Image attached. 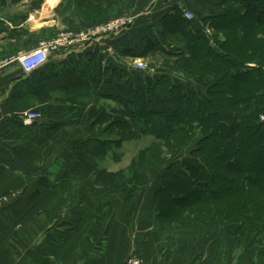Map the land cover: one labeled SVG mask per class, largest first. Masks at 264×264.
<instances>
[{
    "label": "trees",
    "instance_id": "16d2710c",
    "mask_svg": "<svg viewBox=\"0 0 264 264\" xmlns=\"http://www.w3.org/2000/svg\"><path fill=\"white\" fill-rule=\"evenodd\" d=\"M94 6L101 18L109 17L108 6ZM203 7L207 15L199 19H185L173 7L157 20V33L142 38V48L121 51L161 55L158 73L110 61L101 65L100 59L89 64L93 83L115 84L102 94L108 102L88 111L100 149L107 153L127 140L151 136L125 168L97 169L94 178L102 189L129 201L142 173L167 157L152 196L158 223L176 224L205 207L202 212L212 220L238 222V252L264 264V124L258 115L264 113V0H217ZM81 113L74 107L45 111L34 125L44 135L77 125ZM36 183L31 198L51 186L46 175ZM103 200L95 225L112 211ZM216 204L221 207L213 208Z\"/></svg>",
    "mask_w": 264,
    "mask_h": 264
},
{
    "label": "crops",
    "instance_id": "0c3cea01",
    "mask_svg": "<svg viewBox=\"0 0 264 264\" xmlns=\"http://www.w3.org/2000/svg\"><path fill=\"white\" fill-rule=\"evenodd\" d=\"M54 1L0 0V161H6L8 167L7 171H2L4 167L0 165V192L10 189L32 193L39 177L52 175L55 169L51 166H58L54 184L79 183L93 162L106 155L94 139L96 134L89 129L88 111L93 105L108 102L102 94L115 88L113 82L93 83L89 64L100 59L101 65L110 61L123 68L138 70L132 66L133 61L147 57L123 54V49L142 48V38L155 35L159 28L157 20L173 7H179L182 14L185 10L196 13L200 8L206 16L207 12L200 5L217 0H88L89 8L93 10L98 3L110 10L119 5L121 11L113 10L108 16L122 11L132 14L136 27L130 25L127 31L115 36H101L60 49L51 53L40 69L27 73L17 60L12 59L14 55L34 49L42 41H50L62 29L88 31L92 29V23L102 19L94 13L95 20L86 21L79 13L70 12L67 2ZM204 31L208 33V27ZM157 58L163 61L161 55ZM6 59L8 62L3 63ZM130 62L132 64L128 66ZM175 76L179 77L181 73ZM37 105H43L44 112L74 107L80 108L82 113L77 125L58 126L43 135L35 122L26 125L19 118L25 110H32ZM56 160H61L62 166L55 165ZM64 161L73 162L67 165ZM70 177L74 178L70 180ZM57 188L43 190L29 202L27 210L24 205L14 204L0 211V264H123L130 254L153 264H226L220 258L225 253L224 245L222 251L219 247L215 250L210 246L209 234L206 242L202 240L200 255L191 251L189 236L169 238L160 234L155 228L153 202L146 201L150 194L141 195L142 199L135 203L124 201L120 195H101L113 208L111 213L101 216L99 225L94 223L97 231L101 229L104 233L101 246L96 245V241L102 233L98 232L94 239L90 232L94 216L98 217L95 201L89 215H83L79 206L70 214H63L59 224L66 225L68 230L72 227L70 232L51 231V226L60 217L53 212L61 198L56 194ZM132 204H136L135 208ZM21 206L23 211L19 213ZM43 211L48 213L44 219L40 216ZM169 240L172 241L170 248H173L159 254L160 242L166 248ZM242 257L237 264H241L240 261L249 264L248 257Z\"/></svg>",
    "mask_w": 264,
    "mask_h": 264
},
{
    "label": "rangeland",
    "instance_id": "374dc122",
    "mask_svg": "<svg viewBox=\"0 0 264 264\" xmlns=\"http://www.w3.org/2000/svg\"><path fill=\"white\" fill-rule=\"evenodd\" d=\"M62 1L67 2L68 7L71 8V10H69L70 12L72 11V12L79 13L86 21L95 20L94 19L95 16H93L94 13H97V15H98V12H100V10H93V9L89 8V5L82 2V1H76V2L73 1L72 2V0H61V2ZM200 6H202L201 8H204L203 5H200ZM119 8H120L119 5H118V7L116 5V9L110 10V8H109L107 10V12L109 11L110 13H112L113 10L121 11L122 8H120V9ZM126 10L129 11L130 9H126ZM198 10L199 11H197L196 13L194 12L192 14L194 15V18L199 19L204 14H202L203 9L201 10L200 8H198ZM65 11L68 12V10H65ZM121 13H123V11L120 12V14H118V15H116V14H114L113 16L110 15L106 19H103L104 17L102 19H98V22H96V23L94 22L92 24L94 26L98 23H102V22H105V21L113 19V18L128 16V17H132L131 25L136 27L137 22H136V19L134 20L135 17L132 14H129V13L121 14ZM98 16L99 17H97V18L102 17L100 15H98ZM128 28H130V26L125 28V29H122L118 33L123 32L124 30L127 31ZM64 31H69V30L62 29L59 31V33L64 32ZM118 33H116V34H118ZM116 34L110 35L109 37L115 36ZM143 61L145 63H147V65H150L156 69L154 71V73H152V74L158 73L160 71L159 69L162 67V65H161L162 61L160 62V58H157V55L156 56H148L147 58L143 59ZM131 64H132V62H130V65H128V66H131ZM130 69H132V68H130ZM144 73H146V72H144ZM152 74H149V75H152ZM43 108H44L43 105H39V106L37 105L32 110L38 111L41 115L44 112ZM262 114H264V113H260L258 115L260 116ZM150 140H151V136L145 134V135L140 136L139 138L127 140V141L123 142L122 145L117 149L112 148V149L108 150L106 155H105V158L100 160V161H94L93 164L90 166L91 167L90 170L85 175H83L82 178H80V180L78 181L79 183H76L74 185L73 184H70V185H61V184L56 185V184H54L55 183L54 181L56 179V173H57L58 166H56V167L51 166L56 170V171L53 170L54 172L49 177L51 186L42 189L41 193L44 192L43 190H47V189L52 188V187H55V188L58 187L56 189V191H58V192H56V194L57 193L60 194L61 198H60V201H58L59 202L58 207L53 209V212H55V215L56 216L60 215V217H58V220H55L53 227L51 226L50 230L51 231L54 230V232H57V231L58 232H66L67 226L62 225V223L59 224L63 219L62 218L63 214L66 215V213H69L71 210H75L79 206L78 210L83 215H85V216L89 215V212H90L89 210L91 209V207L95 203L99 204V202H101L100 199L105 200V196H101V195H106V196L120 195L121 197H123V195L121 193H114L111 191L108 192L105 189H102V186L95 181L94 172L97 169H106V170H109V172H110V171H115L118 169L125 168L130 163V161L132 160L136 151L139 148H142L145 145H147L150 142ZM166 158L167 157L163 158V160L161 162L159 161V162L155 163L152 167L148 168L146 171H144V173H142L143 175H142L141 181L138 184V190H137L136 194L132 197V199H130L129 201L135 203L136 201L142 199L141 195L144 196L145 194H150L149 197H146V201L149 202L148 199H150L152 201L153 192L156 189V186L158 185V181H157L158 180L157 179L158 174L161 173L162 169L167 165L168 159H166ZM70 162H73V161H68L67 163H66V161H64V164L68 165ZM7 163H8V161H7ZM54 163H55V165L58 164L59 166H62L61 160H59V161L56 160ZM1 164H2V167H4L1 170L7 171L8 167H7V165L5 166L6 161H0V165ZM72 178H74V177H70L69 179L72 180ZM84 178H88L89 181H87ZM77 179H79V178H77ZM82 183H83V185H82ZM90 184H91V186H90ZM64 187L66 190H64ZM36 189H37V187L34 188V191ZM59 189H62V190H59ZM34 191H32V193ZM32 193L29 194V192H26L25 190L24 191L15 190V192H14V190H10V189L9 190L7 189L5 191H1L0 192V211L7 209L8 206L14 205V204H18L17 206L24 205V210H27L28 206H29V202H31L32 199H34L35 197H37L38 195L41 194L40 193V194L33 196L31 198ZM138 193L140 194V196L138 195ZM54 198H51V200ZM143 199H144V197H143ZM123 200H124V198H123ZM93 201H95V203H92ZM135 205L136 204H132L131 207L134 206V208H135ZM111 207H112V205H111ZM214 207H221V206L216 204L215 206H213V208ZM22 208H23V206H21V209H18L19 213L21 211H23ZM204 209H205V207H202L203 211H204ZM106 210H107V208L105 209V211ZM108 210L113 211V208H110ZM202 210L199 212H196V211H198V210H196L195 212H193L190 215L182 216L176 222V224L171 223L172 225H169L168 224L169 222L167 220L162 222V224L158 223V219L156 217V212H155L154 206H153V211H154V215H155L154 221L156 224L155 228L159 231L160 234L166 235V237L169 236V238H171V237L184 238V237L189 236V238L191 240V248L190 249L194 254H198V255H200V248L202 246L201 243H203L202 240L204 239L206 242L208 234H209L208 238L210 240V246L213 247L215 250L218 249V247H219L220 250L222 251V247L224 245L223 250L225 253L220 255V258H222L223 261H226V264H234V262H236V264H237L239 262V260H241V258H243L242 257L243 255H241L240 252H238L237 247H236V241H237L236 235L237 234H235V230L239 226L238 222L235 223V221H231V220L227 221V222L226 221L220 222L217 220H212L209 218V216L207 214L202 212ZM211 210H209V212H211ZM112 211H110V212H112ZM43 212L40 214V216H42L44 219L45 216L48 215V213L47 212L43 213ZM212 212H215V211L212 210ZM216 212H218V210ZM2 215H3V213H2ZM94 217H96V216H94ZM223 218H224V216H223ZM92 222H93V232H91V233H92L93 238L94 239L97 238L98 232H99V234L102 233L101 235H99L100 238L98 236L97 241H96V245L101 246L103 244V235H104L103 230L99 229L100 231L99 230L97 231V229L94 226V219L92 220ZM240 224H241V222H240ZM156 234H157V232H156ZM169 238H167V239H169ZM171 242L172 241L166 243V248H165V245H161V242H160L159 247H158L159 254H161V252H163L164 249H167V251L171 250L173 248V247L170 248L172 246ZM173 246H174V244H173ZM129 256H132V255L130 254ZM128 257H126V258H128ZM137 257H139V256H137ZM139 258L147 264H153V263L145 261L141 257H139ZM247 261L249 262V264H256V263L251 262V259L249 257L247 258ZM240 262L242 264L243 261H240ZM244 264H247V262H245Z\"/></svg>",
    "mask_w": 264,
    "mask_h": 264
},
{
    "label": "built area",
    "instance_id": "2783aa9c",
    "mask_svg": "<svg viewBox=\"0 0 264 264\" xmlns=\"http://www.w3.org/2000/svg\"><path fill=\"white\" fill-rule=\"evenodd\" d=\"M185 19H192L194 15L190 11H184ZM132 23V17L122 16L107 20L102 23H98L88 31H64L47 41H42L38 47L27 51L19 52L14 55L12 59L17 60L25 72H32L41 68L49 59V55L53 52H57L60 49L67 48L75 44H81L84 42L92 41L97 37H109L116 34L122 29L129 27ZM107 51H111L107 48ZM9 59L3 61L8 62ZM133 67L138 70L144 71L147 74H152L156 70L154 67L147 65L143 60L137 59L133 61ZM41 115L38 111L28 110L20 115V120L26 125H31L34 121L40 119ZM260 121H264V114L259 116ZM123 264H147L137 256H129L126 258Z\"/></svg>",
    "mask_w": 264,
    "mask_h": 264
},
{
    "label": "water",
    "instance_id": "95a60500",
    "mask_svg": "<svg viewBox=\"0 0 264 264\" xmlns=\"http://www.w3.org/2000/svg\"><path fill=\"white\" fill-rule=\"evenodd\" d=\"M259 124H264V121H259Z\"/></svg>",
    "mask_w": 264,
    "mask_h": 264
},
{
    "label": "bare ground",
    "instance_id": "6f19581e",
    "mask_svg": "<svg viewBox=\"0 0 264 264\" xmlns=\"http://www.w3.org/2000/svg\"><path fill=\"white\" fill-rule=\"evenodd\" d=\"M49 2H52V0H49Z\"/></svg>",
    "mask_w": 264,
    "mask_h": 264
}]
</instances>
